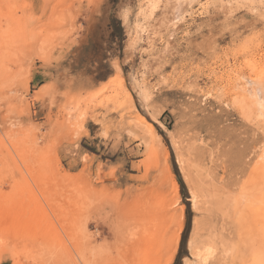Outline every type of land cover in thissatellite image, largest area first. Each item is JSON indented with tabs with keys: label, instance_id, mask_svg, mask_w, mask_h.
<instances>
[{
	"label": "rangeland",
	"instance_id": "obj_1",
	"mask_svg": "<svg viewBox=\"0 0 264 264\" xmlns=\"http://www.w3.org/2000/svg\"><path fill=\"white\" fill-rule=\"evenodd\" d=\"M144 209L264 264V0H0V264H117Z\"/></svg>",
	"mask_w": 264,
	"mask_h": 264
},
{
	"label": "bare ground",
	"instance_id": "obj_2",
	"mask_svg": "<svg viewBox=\"0 0 264 264\" xmlns=\"http://www.w3.org/2000/svg\"><path fill=\"white\" fill-rule=\"evenodd\" d=\"M172 190H174V194L177 196L178 191L176 190L174 181L172 183ZM194 202L193 205H195ZM155 213V211L150 209L142 210L141 217L143 223L137 222L134 218L135 230L123 240L126 245L125 248L123 247L124 250L121 251L120 255L117 256V260L120 258L117 264H171L172 259L166 258L161 254L162 252H157L160 247L158 240L161 231L156 222L155 218L157 217ZM121 242L122 240L120 241V246Z\"/></svg>",
	"mask_w": 264,
	"mask_h": 264
},
{
	"label": "trees",
	"instance_id": "obj_3",
	"mask_svg": "<svg viewBox=\"0 0 264 264\" xmlns=\"http://www.w3.org/2000/svg\"><path fill=\"white\" fill-rule=\"evenodd\" d=\"M179 184H180L181 190H183V185H182V183H181V182H179Z\"/></svg>",
	"mask_w": 264,
	"mask_h": 264
}]
</instances>
